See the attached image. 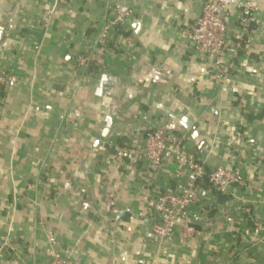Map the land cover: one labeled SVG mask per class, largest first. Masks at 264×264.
I'll list each match as a JSON object with an SVG mask.
<instances>
[{"label":"crops","instance_id":"1","mask_svg":"<svg viewBox=\"0 0 264 264\" xmlns=\"http://www.w3.org/2000/svg\"><path fill=\"white\" fill-rule=\"evenodd\" d=\"M255 1L258 24L242 31L238 11L228 21L241 48L224 56L223 93L186 37L203 0L54 9L52 0H0V70L16 78L0 86V264H46L50 252L71 264H264V237L252 231L264 218V0ZM117 5L130 16L98 43ZM94 48L96 70L76 71L74 58ZM155 129L185 133L207 173L244 179L225 193L201 183L191 238L177 229L160 243L152 232L158 196L188 183L180 165L154 171L143 160Z\"/></svg>","mask_w":264,"mask_h":264},{"label":"built area","instance_id":"2","mask_svg":"<svg viewBox=\"0 0 264 264\" xmlns=\"http://www.w3.org/2000/svg\"><path fill=\"white\" fill-rule=\"evenodd\" d=\"M53 9L65 0H52ZM257 10L255 0H203L201 15L196 19L189 31L186 32L187 40L195 52L204 58L210 59L213 67V75L220 82L221 91L226 92L231 63L224 62V56L228 53L231 59H235L240 43L232 44L228 36V21L234 11L240 14L242 31L255 20L254 13ZM53 10L47 13L44 23L47 24ZM112 18L107 20L97 34V42L104 41L108 35L119 28L130 16L129 11L123 10L120 6L112 9ZM240 38V37H239ZM240 40V39H239ZM95 46V45H94ZM78 54L74 58L73 68L85 74L93 65V52ZM16 78L5 71L0 70V86L14 83ZM189 137L185 133L170 134L162 130L149 131L143 140L141 155L143 160L154 171L158 170L166 162H174L184 168L187 184H176L173 189L158 196L155 201L153 216L155 224L152 227L153 235L162 242H170L174 239L176 230L181 229L182 237L187 239L196 234L194 228L189 224V208L197 200V191L207 179V184L213 189L225 193L230 185L241 187L244 184L242 174L233 169L227 170L218 167L207 174L205 161L195 160L187 152L186 143ZM116 149H118L116 147ZM123 153L128 150L121 149ZM254 235L264 237V218L254 225ZM7 243H3L1 252ZM46 264H71V262L56 254L49 253V260Z\"/></svg>","mask_w":264,"mask_h":264},{"label":"water","instance_id":"3","mask_svg":"<svg viewBox=\"0 0 264 264\" xmlns=\"http://www.w3.org/2000/svg\"><path fill=\"white\" fill-rule=\"evenodd\" d=\"M110 126H111V123H110V120H107V125H106V128L102 131V134H101V137L103 139H105L108 134H109V131H110ZM183 126L186 130H189L191 127H192V123H190L189 121H187L186 119L183 120ZM197 137V133L194 132L192 134V138H196Z\"/></svg>","mask_w":264,"mask_h":264},{"label":"trees","instance_id":"4","mask_svg":"<svg viewBox=\"0 0 264 264\" xmlns=\"http://www.w3.org/2000/svg\"><path fill=\"white\" fill-rule=\"evenodd\" d=\"M96 70V65H94V63H93V65L90 67V69H89V71H95ZM155 130H158V129H155ZM152 131V130H151ZM162 131H164V130H162ZM165 132H167V131H165ZM167 133H169V132H167ZM170 134H173V133H170ZM207 173V172H206ZM210 173V172H209ZM209 173H207V174H209ZM202 184H204V185H206L207 184V179L206 178H204V180H203V182H202ZM254 224V223H253Z\"/></svg>","mask_w":264,"mask_h":264}]
</instances>
